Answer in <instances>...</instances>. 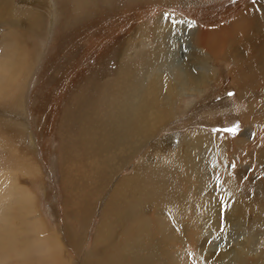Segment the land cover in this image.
Returning <instances> with one entry per match:
<instances>
[{"label": "bare ground", "instance_id": "1", "mask_svg": "<svg viewBox=\"0 0 264 264\" xmlns=\"http://www.w3.org/2000/svg\"><path fill=\"white\" fill-rule=\"evenodd\" d=\"M14 2L0 0L3 102L16 91L23 75L28 58L24 37L37 27L41 10H26L15 18ZM78 2L81 5L75 7L76 13L93 3ZM256 6L247 5L236 19L211 22L208 28L197 25L194 19L174 15L164 21V13L158 14L153 25L154 47L148 50L150 40L145 34V50L136 57L142 56L143 64L134 63L128 69L118 65V77L104 88L108 97L101 107L86 93L93 82L83 85L85 96L71 105L80 116L76 117L81 135L76 149L62 150L64 175L67 170L73 173L71 190L76 198L87 195L89 188L99 191L93 206L75 216L81 226L85 228L86 220L95 213L101 216V222L93 250L82 252L79 260L63 256L64 244L81 242L77 240L79 230L58 225L49 228L39 213L35 193L21 181V175H38L34 160L19 153L15 163L0 168V264H95V250L110 241L115 224H122L120 234L125 235L113 257L116 264H264V99L260 101L252 87L256 80L264 79V26L262 31L260 27L254 30ZM57 15L53 5L52 19ZM186 27L194 36L187 47L188 60H168L171 34L178 35ZM237 32L241 37L234 40ZM165 59L168 65L163 68ZM156 63L160 67L155 71ZM232 85L238 92L237 102L226 94ZM182 96L193 99L182 107ZM234 118L243 122L245 132L236 138L232 158L227 155L230 136L216 134L210 126ZM3 121L9 122L10 116ZM168 124L175 132L158 138V132ZM21 125L29 128L25 116ZM182 127L184 131L177 132ZM14 153L18 155L16 149ZM138 154L144 157L136 164ZM127 163L134 169L124 175ZM206 171L214 177L212 183ZM210 183L215 190L211 197L207 191ZM153 208L155 216L149 213ZM86 211L90 216L86 217ZM182 219L194 220L201 234L199 253L192 262L185 257L187 252H174L168 240H185L188 236ZM154 225L159 232H153ZM214 235L231 240L230 245L213 244ZM214 248L220 250L214 252Z\"/></svg>", "mask_w": 264, "mask_h": 264}, {"label": "rangeland", "instance_id": "2", "mask_svg": "<svg viewBox=\"0 0 264 264\" xmlns=\"http://www.w3.org/2000/svg\"><path fill=\"white\" fill-rule=\"evenodd\" d=\"M22 1L15 0L14 17L17 18L26 14V10L31 12L34 8H37L38 10L41 9L40 19L37 27L31 30L32 33L24 37L25 43L27 42L28 58L23 75L18 81L17 89L12 93V98L9 96L10 98L5 102L0 101V168L9 167L15 163L20 157L19 153L34 160L39 168L38 175L35 177H29V175L23 177L21 175V181L35 193L39 213L49 228L53 229L58 225L65 229L74 228L76 230L77 228L79 230L78 235L81 234L77 240H81V242L77 245L64 244L63 249V256L77 261L82 252L93 250L97 227L101 222V216L95 213L91 217L88 214L89 210L86 211V214L84 213L86 217L90 216L85 222L87 223L86 227L81 226L75 216L93 206L99 191L96 190L97 188L93 190L89 188L86 192L87 195L76 198L71 190L73 173L67 170L64 175V168L66 167L62 150L64 151L68 147L76 149L78 147V141L76 140L81 135L76 117L79 114L75 110L76 107L74 110H72V107L77 99L85 96L83 85L86 82H93L89 84L93 88L86 93L94 99L96 105L101 107L104 104V98L107 99L108 97V92L106 94L104 88L110 86L111 80L118 77V65L128 69L134 63L143 64L144 58L142 56L136 57L145 50L144 46L146 45L143 41L145 34L150 40L148 50L150 51V48L154 47L153 25L158 14L160 16L164 13L162 17L164 21L169 20V17L174 15L183 20L194 19L197 25L208 28L211 22L226 23L236 19L239 12L245 9L247 5H260L263 8L258 10V6H256L257 9H253L254 16L252 19L255 23L254 30L260 27L259 30L262 31L264 26V0H116L115 2H112V0L110 2H107V0H92L93 3L86 7L85 11H81L82 14L75 12V7L81 5L78 0H49V4L47 0H42L38 4L24 1L22 3ZM40 4H42L41 7ZM53 5L58 13L56 20L52 19ZM239 36L241 37L240 33H235L233 35L234 40ZM244 38H247V36ZM190 40L194 42V36H191L188 27L178 35H175V32L172 33L168 41L167 59L178 57L181 63H186L188 60L187 47L191 44ZM231 45L235 44L231 43ZM121 48L124 52L123 55H121ZM190 51L198 54L195 48H191ZM131 52L133 55L131 54L130 57ZM163 62L164 68L165 64L168 65V63L166 59ZM159 67L160 63H156L155 71ZM192 69L197 70L194 67ZM159 73L162 72L159 70L157 74ZM263 84L264 79H259L252 85L256 89L260 101L264 99ZM216 85L215 87L218 86ZM230 85L229 82L228 86ZM233 87L234 85L227 90L226 94L237 102L238 92ZM192 99L189 96H182L181 106L185 107ZM83 110L85 111V109ZM6 115L10 116L9 122L3 121ZM181 115L183 118L184 114ZM24 116L28 121L29 128H24L21 125ZM68 122L71 123L68 124ZM233 126L238 128L235 134L225 131V129ZM184 129L182 127L178 131L176 129V131L183 132ZM210 129L216 134L221 133L230 136L231 141L227 155L230 157L233 155L232 158H234L235 140L245 132L243 122L238 118L226 119L222 124L215 123V125L210 126ZM171 131L175 132L168 124L158 132L157 137L160 138ZM32 136L35 143H32ZM15 149L18 155L14 153ZM136 157L135 163L137 164L144 156L138 154ZM228 162L232 163V160H228ZM107 166L112 168L113 164L109 162ZM124 167V175L133 172L134 166H131L130 163H127ZM32 175L33 173L30 174V176ZM206 177L212 183L214 177L209 171H206ZM211 183L208 184L207 190L210 194L209 197L215 195ZM152 188L154 189V186ZM69 211H73V214H69ZM149 213L153 216L155 208ZM193 222L195 221H185L184 219L180 221L181 224H184V229L188 230V236L185 240L168 239L173 251H181L182 254L187 252L185 257L191 262L198 256L199 249L197 247L201 235L197 225H193ZM121 227L122 224H115L112 228L113 234L110 236V241L105 245H100L95 250V264L117 263L113 257L117 256V247L122 246L125 241V235L120 234L121 230L119 229ZM154 227L153 232H159V227L155 225ZM118 235L119 239L116 240ZM216 237L214 235L215 243L212 242L213 244L220 245L224 243L223 245H230L231 240L225 239L226 237L223 236V238L221 235H216ZM210 242L211 240L208 241V243ZM219 250V248L212 249L214 252Z\"/></svg>", "mask_w": 264, "mask_h": 264}, {"label": "snow or ice", "instance_id": "3", "mask_svg": "<svg viewBox=\"0 0 264 264\" xmlns=\"http://www.w3.org/2000/svg\"><path fill=\"white\" fill-rule=\"evenodd\" d=\"M238 130L236 126H233L232 128L225 129V131L231 132L232 134H235V132Z\"/></svg>", "mask_w": 264, "mask_h": 264}]
</instances>
